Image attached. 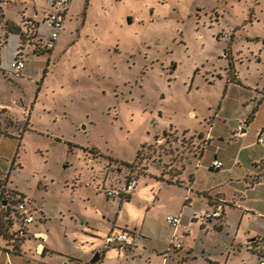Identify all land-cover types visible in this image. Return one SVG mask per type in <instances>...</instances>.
<instances>
[{"label":"rangeland","instance_id":"374dc122","mask_svg":"<svg viewBox=\"0 0 264 264\" xmlns=\"http://www.w3.org/2000/svg\"><path fill=\"white\" fill-rule=\"evenodd\" d=\"M50 7L0 0V186L20 194L35 217L10 264H98L77 237L87 228L80 223L103 230L123 200L105 192L131 181V208L149 206L144 247H169L164 217L185 189L154 179L178 184L190 174L197 191L225 199L226 220L191 228L183 241L192 258L183 264H224L229 252L226 264L264 260V211L251 209L250 196V210L232 205L264 165L255 138L264 128V0H71L55 48L32 53L29 31L44 40ZM20 49L24 69L14 75L9 65ZM239 127L245 134L233 138ZM213 159L220 169H210ZM191 201L183 223L207 210L204 194ZM9 215L8 234L16 233L12 205ZM34 226L43 241L30 235ZM38 241L48 250L42 256ZM0 246L12 241L0 237ZM125 255L104 264H145Z\"/></svg>","mask_w":264,"mask_h":264},{"label":"crops","instance_id":"0c3cea01","mask_svg":"<svg viewBox=\"0 0 264 264\" xmlns=\"http://www.w3.org/2000/svg\"><path fill=\"white\" fill-rule=\"evenodd\" d=\"M51 2H52V0H50V5H51ZM239 128H241V127H239ZM241 129H243V128H241ZM261 129L264 130V128H261ZM261 129H259V130H261ZM258 131H256V133ZM245 132H246V129H245ZM256 133H255V136H256ZM236 134H237V132H235L233 134V138H239L242 136V135H240V136L236 137L235 136ZM201 139H203V141H204L203 145H204L206 143V136H205V138H203V136H202ZM257 145H259V144H257ZM262 145H264V144H261L260 146H262ZM13 163H14V159L11 162L12 166L10 164V169L13 168ZM181 177H182V175L180 176V180L177 181L178 184L167 183L165 181H160V180L154 179L155 182L158 183L159 185H162V184L177 185V186H179L181 188L183 187L185 189L183 198L180 200L179 206L177 208L173 209L172 211L165 214V216L166 215H175V216L180 217V225L177 229V234H178V239L179 238L181 239L179 241L181 244V248H179V249H172V248L168 249V247H166L164 249H160L157 246H151L148 249H146L147 247H144L145 242L150 243V239L148 237V235H149L148 229H149L150 223L146 221L147 214L149 212V206L147 204H145V205H141V206L136 207L135 210L133 208H131L130 203L133 200L132 195L135 191L136 184L134 186L132 193H130L126 198H124L123 200L117 199V202H118L117 208H116L117 212L114 215V217L111 220L103 217V218H105V228L103 230H98V229L92 228L87 223L81 222L80 225L84 224V226H87V228L84 229V227H83L82 232H80V234H78L77 237H78L79 241L84 242V243H89V245L91 246V249L94 251V253L98 254V260H97V262H99L98 264H104L105 261L109 257H113L112 255L119 256L120 254H123V256L125 257L126 256L125 254L127 252L129 254V257H130V259H129L130 263L134 262V260L136 259V256H137V259L141 260V261L143 260L145 264H174V263L178 264V262H181L183 264L184 261L192 258V251H193L185 243V241H183V239L189 236V232L195 224H201V228L204 229L206 227L203 224L202 220L206 221L207 224H210L211 221H213V220L207 221L204 217H200V215L193 212V213L188 214L186 223L182 222L181 218H184L185 213H187L191 210V204H192L191 197L195 194H197V195L204 194L205 195V201L207 202V210L206 211H209L214 206H216L217 204L222 203L223 213H222L221 220L223 219L224 222L226 220V215H225V210L223 208L225 205V199L222 198L221 195H219V193L210 194V191H208V190H198L197 191V189H195L193 187L194 186L193 183L195 180L194 174H190V176L187 179V182H185L184 179H181ZM174 182H176V181H174ZM260 189H264V165L261 166L260 170H258V172L253 177H249V180H246V182H244L243 187H242V191H236L237 192L236 194L241 195V197L243 198L241 205H239L238 203H235V202H233L232 205L236 206V207L242 206V208H244V210H246V209L250 210V207H248L247 205H243L244 203L246 204V197L250 196L251 197L250 199L252 201H254V202L257 201L256 207H251V209L252 210L259 209L260 212L264 211V191H262ZM250 199H249V201H250ZM181 202H183V204ZM153 206L154 205H152L151 207H153ZM126 212L129 213L131 215V217L134 219L133 222H129V221H125V223L121 222L120 214L126 213ZM198 219H199V221H198ZM43 225H44V223H43ZM38 228L39 227H37V226L31 227V229H30L31 234L30 235L33 236V238L37 237V238H39V240L43 241V239H41L40 237L44 238V234ZM218 229L220 230V228H218ZM119 231L127 232L132 237V244L130 246H123L119 243H114V244H111V245L105 247L104 246L105 236L110 232L115 233V232H119ZM205 231H206V229H205ZM41 241H38V243H40L41 245L40 244L35 245V253L39 252V254L42 256L48 250L44 247V244L41 243ZM38 249H40V251H37ZM140 250L142 252H140ZM42 251H43V254H41ZM120 251L122 253H120ZM231 251H234V248H231ZM0 253L5 255L7 264H10V262H9L10 259H9L8 254L9 253L16 254V253L12 252V246H11V249H6V248H3L0 246ZM229 253L226 255L224 264H226V262H227ZM140 255L142 257H140ZM206 261L209 264H217V262H213L209 259H206Z\"/></svg>","mask_w":264,"mask_h":264},{"label":"built area","instance_id":"2783aa9c","mask_svg":"<svg viewBox=\"0 0 264 264\" xmlns=\"http://www.w3.org/2000/svg\"><path fill=\"white\" fill-rule=\"evenodd\" d=\"M71 0H52L51 10L46 12L43 17L42 24L44 25L47 34L44 40H40L36 34V27H32L29 32V36H36V40L32 43V52H45L48 53L55 48V45L59 39V36L64 28L65 19L70 7ZM29 25L32 26V22H29ZM29 44V43H28ZM10 70L14 75H18L24 69V61L21 57V49L16 51L15 58L9 65ZM256 143L261 145L264 144V130H259L256 133ZM222 167V164L219 160L213 159L210 163V169L218 170ZM135 186V182H126L120 190H107L105 192V197L107 199L112 198H126L130 193H132ZM3 190V197L6 206H13L14 215L20 220V228L16 233H9L12 236V252L15 253L14 243L20 242L26 236L29 227L35 223L34 215L26 210L25 202L20 196H11L5 194L4 186H0ZM222 204L219 203L214 206L211 210L204 213V218L207 220H218L222 218ZM10 216V215H9ZM10 220V217L8 218ZM165 223L172 228V241L169 244L168 249H179L181 244L178 239L177 229L180 225V217L175 215H166L164 217ZM119 243L123 246H130L132 244V237L124 231L119 232H110L104 238V246L107 247L111 244ZM256 264H264V260H259Z\"/></svg>","mask_w":264,"mask_h":264},{"label":"trees","instance_id":"16d2710c","mask_svg":"<svg viewBox=\"0 0 264 264\" xmlns=\"http://www.w3.org/2000/svg\"><path fill=\"white\" fill-rule=\"evenodd\" d=\"M5 23H7V22H5ZM34 52H36V51L34 50L32 53H34ZM39 53H45V52H39ZM231 81H232V79H230V82ZM0 133H2L1 132V129H0ZM137 155H138V153H137ZM11 166H12V164H11ZM16 195L22 197L20 194L14 192L13 193V196H16ZM3 199H4V197H3V190L0 187V202L1 203L4 201ZM0 211H1V214L3 216L2 218L4 219V220H2L0 222V237H2L3 239L8 238V239L11 240L12 239V236L10 234H8V228L11 226V221L8 219L9 218L10 206H7L6 208H2L0 206ZM13 247H14V250L16 252L17 249H16L15 245H13Z\"/></svg>","mask_w":264,"mask_h":264},{"label":"water","instance_id":"95a60500","mask_svg":"<svg viewBox=\"0 0 264 264\" xmlns=\"http://www.w3.org/2000/svg\"><path fill=\"white\" fill-rule=\"evenodd\" d=\"M243 134H245V129H241L240 128V130L237 132V134L235 136L237 137V136H240V135H243ZM1 205L3 207L6 206L5 202H2ZM97 260H98V254L96 253V254H94L93 258L90 260V262L91 263H96Z\"/></svg>","mask_w":264,"mask_h":264}]
</instances>
